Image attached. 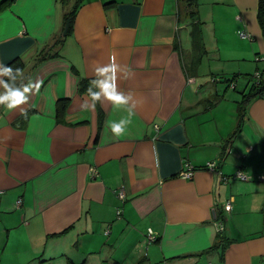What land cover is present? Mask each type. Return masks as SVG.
Masks as SVG:
<instances>
[{
    "label": "crops",
    "instance_id": "1",
    "mask_svg": "<svg viewBox=\"0 0 264 264\" xmlns=\"http://www.w3.org/2000/svg\"><path fill=\"white\" fill-rule=\"evenodd\" d=\"M194 1L84 0L68 35L76 0H0V72L20 69L0 80L42 82L0 105V264H264V88L242 105L264 74L260 0ZM199 23L216 46L194 45ZM111 57L132 99L92 108ZM127 119L117 138L108 121Z\"/></svg>",
    "mask_w": 264,
    "mask_h": 264
},
{
    "label": "clouds",
    "instance_id": "2",
    "mask_svg": "<svg viewBox=\"0 0 264 264\" xmlns=\"http://www.w3.org/2000/svg\"><path fill=\"white\" fill-rule=\"evenodd\" d=\"M120 68L121 67L115 63V58L111 57L109 64L96 69L97 75L106 76V79L98 83V92L92 93L90 88L87 89V92L89 93L90 99L92 101L90 107L94 108L95 102L100 101L101 103H103L104 100L109 101L114 106L127 105L129 100L132 99L131 94L126 95L124 92L116 91L117 71ZM17 71L19 72L20 69H17ZM10 72L11 69L9 68L3 72H0V75H10ZM108 73H111V75L107 76L106 74ZM125 76H127V73H125ZM41 84V81L32 83L31 80H29L28 84L25 85L22 89H14L10 88L9 84L0 80V87L5 90L3 94H0V105H5L9 110H11L17 108L22 104L27 103L29 99V94H34L35 92H38L41 87ZM135 106L136 104L134 103L133 108ZM81 108L84 109L85 106L82 105ZM21 114H24L23 110H21ZM132 115H134V111L129 110V117H131ZM130 123V119L122 120L120 123L108 121V126L111 128V132L114 134V136L119 138L125 132L124 125H128ZM149 232H151V229H149Z\"/></svg>",
    "mask_w": 264,
    "mask_h": 264
},
{
    "label": "trees",
    "instance_id": "3",
    "mask_svg": "<svg viewBox=\"0 0 264 264\" xmlns=\"http://www.w3.org/2000/svg\"><path fill=\"white\" fill-rule=\"evenodd\" d=\"M83 2H84V0H76V4H74V7H72V12H70L69 15H68V17L65 19V26H66L68 20H70V27L68 29V35H70L71 32H72L73 22H74L75 16H76L78 9L81 7V5H82ZM258 22H259V25L261 27V30H262V33H263V37H264V0H260L259 1ZM199 32H200V28H199L198 24H195L194 25V31H193V43H194V45L197 48H199L200 46L202 47L201 42L200 43L197 42L198 41L197 39L199 37ZM200 40H201V32H200ZM196 50H198V49H196ZM203 53H204V50H203ZM18 65H19V62L18 61L17 62L14 61V62L10 63L9 65H7L3 69V71H5L6 69H9V68L11 69L10 75H4L5 76L4 77V81L5 82H9V81H11V80H13V79L16 78V76H17V73H16L17 70L15 68ZM238 78H239V76L234 77L229 82V85L232 83V81L238 80ZM253 80L256 83V87H254V90H253L254 93H255V95L249 96L247 98L246 102H243L242 103V105H244V106L248 103V101L250 100V98H253V97H256V96L258 97V96H260L262 94V91H263V88H264V74H262V75L260 74V79H258L256 76L253 77ZM239 130H240V125H239V127H237L236 132L234 133V135L232 136V138H230V140H233V138L237 135V133L239 132ZM205 168H206V166H205ZM194 172H195V169H194ZM220 218L223 219V215ZM220 233H222V232H220ZM220 246H222L223 249L225 248L224 241L223 240L220 242ZM220 246H219V248H220Z\"/></svg>",
    "mask_w": 264,
    "mask_h": 264
},
{
    "label": "rangeland",
    "instance_id": "4",
    "mask_svg": "<svg viewBox=\"0 0 264 264\" xmlns=\"http://www.w3.org/2000/svg\"><path fill=\"white\" fill-rule=\"evenodd\" d=\"M190 1L192 2L191 4L193 6L192 7L193 10H197L196 9L197 8L196 1H194V0H190ZM210 10H211V7H208L207 5H205L203 7V10H202V13H203L202 15L203 16L207 15L208 13H210ZM197 17H199V13H197ZM197 17L194 20L195 22L198 21V18ZM199 19H200V17H199ZM200 26H201V24L199 23V27ZM201 35H202V32H201ZM204 38H205V40H204ZM218 38H219V35H216V37H215L213 34H211V31H210V29L208 27H205L204 28V32H203V42H205V44L207 45L208 49L210 48V46L215 45V41ZM197 40H198L197 42H199V43L201 42L202 46L204 45L203 42L200 40V32H199V37H198ZM214 47L211 48V51L208 50L207 54H206V49H204V53L202 54V59H204V62H203L204 63V66L200 68L199 74H202L204 70L207 71L208 68H209V65L211 67V72H212V69H213L212 67L219 62V61H217L218 60V56H216V53L217 52H215V50H214L215 48ZM204 48H205V46H204ZM202 59H201V61H202ZM211 60H214V61H212L213 63L210 62ZM211 72H207V78H208V80H206V77L204 78L203 84L205 85V87L213 88L216 85L219 86V85L226 84V82H225L226 80H222L223 81L222 83L219 82V83H216L215 84L213 82L214 80L211 78L212 77L211 76ZM218 81H220V80H218ZM200 89H202V88H200ZM230 92H233L234 93V91H230Z\"/></svg>",
    "mask_w": 264,
    "mask_h": 264
},
{
    "label": "built area",
    "instance_id": "5",
    "mask_svg": "<svg viewBox=\"0 0 264 264\" xmlns=\"http://www.w3.org/2000/svg\"><path fill=\"white\" fill-rule=\"evenodd\" d=\"M242 37H246V36H245L244 34H242ZM256 77H257L258 79H260V74H256ZM238 82H239V81H238ZM238 82H237V80L232 81V83L230 84V87H232V88H236ZM217 165H218L217 162H214V161H212V162H208V163L206 164V169L211 170V171H215V170L218 169V166H217ZM193 174H194V169H193L192 167H190V169H189L188 171H183L180 175H181V177H183V178H192ZM228 179H229V178L225 177L223 180H224V181H228ZM232 179H234V180H241V181H248L250 178H249V177H248L243 171L240 170V171H238V172L233 176ZM119 196H120V199H124V198H125V196H124V192H120V193H119ZM225 208H226L228 211L232 210V209H233L232 203H231V202H228V203L226 204ZM218 230H219V232H223V231H224V225H223L222 222H220V223L218 224ZM149 240H150L151 242H154V241H155V238H154L153 235H152V231L149 232Z\"/></svg>",
    "mask_w": 264,
    "mask_h": 264
},
{
    "label": "water",
    "instance_id": "6",
    "mask_svg": "<svg viewBox=\"0 0 264 264\" xmlns=\"http://www.w3.org/2000/svg\"><path fill=\"white\" fill-rule=\"evenodd\" d=\"M70 27V20H68L67 24H66V27H65V34L67 33L68 29ZM213 215L216 217V211L213 210ZM219 254H222V249L219 251Z\"/></svg>",
    "mask_w": 264,
    "mask_h": 264
}]
</instances>
